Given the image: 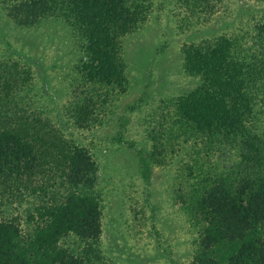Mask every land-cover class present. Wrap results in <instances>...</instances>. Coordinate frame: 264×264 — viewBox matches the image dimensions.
<instances>
[{"label":"trees","instance_id":"trees-1","mask_svg":"<svg viewBox=\"0 0 264 264\" xmlns=\"http://www.w3.org/2000/svg\"><path fill=\"white\" fill-rule=\"evenodd\" d=\"M169 1L177 11L172 23L189 33L211 21L224 22L216 15L221 0ZM254 1L263 6L253 22L254 35L220 33L204 50L182 49V72L194 69L190 75L201 76V85L179 97L177 104L165 102L161 109H168L166 124L156 122L148 135L157 150L160 139H173L170 133L196 138L210 130L245 159L216 175L205 190H191L185 182L175 195L180 208L199 220L201 238L194 243L192 264H264V138L253 126L264 118V0ZM150 8L149 0H0V12L20 28H37L48 19L79 27L92 18L99 30L104 24L107 31ZM98 37L95 48L85 44L87 56L75 66L86 87L73 86L72 77L66 86L62 110L72 128L101 123L94 86L107 84L104 74L109 68L120 75L119 62L104 49L108 46L104 32ZM230 46L236 56L230 54ZM209 64L215 72L212 69L209 76L198 72ZM206 81L208 88L203 87ZM42 83L27 63L0 57V264H89L87 245L98 239L101 225L98 165L87 149L69 140L70 131L57 114L50 119L31 110L38 100L35 95L42 97ZM145 96L153 101L148 93ZM151 104L147 105L152 111ZM155 158L140 159L142 179L148 178V163H158ZM20 220L26 224L23 228ZM69 242H84L87 248L73 253Z\"/></svg>","mask_w":264,"mask_h":264},{"label":"rangeland","instance_id":"rangeland-1","mask_svg":"<svg viewBox=\"0 0 264 264\" xmlns=\"http://www.w3.org/2000/svg\"><path fill=\"white\" fill-rule=\"evenodd\" d=\"M149 1V13L142 15L139 10L107 31L104 24L99 30L98 21L92 18H86L85 25L80 23L79 27L48 19L37 28H20L0 12V57L27 63L33 77L43 81L42 97L35 95L38 100L31 110L50 119L56 116L70 131L69 140L87 149L97 162L101 225L98 239L87 245L89 264H192L194 243L201 238L199 220L180 208L175 195L185 182L191 190H205L216 175L245 160L238 156L236 147L224 145L222 137L210 130H204L210 134L200 132L196 138L173 137L170 133L173 139L153 142L157 150L151 147L148 135L156 122H167L168 109H161L165 102L177 104L179 97H186L201 85V76L190 75L194 69L182 72V49L204 50L220 33L226 37L254 35L253 22L259 19L263 6L254 0H221L216 15L224 22L216 25L211 21L189 33L172 23L177 11L169 0ZM102 32L108 45L104 49L112 61L119 62L120 75L109 68L104 74L107 84L94 86L97 97L93 100L103 106L96 110L101 123L72 128L62 110L67 103L66 86L76 78L73 86L86 87L75 66L87 56L85 44L95 48ZM229 51L237 55L231 46ZM212 69L216 71L209 64L198 72L209 76ZM203 87L208 88V81ZM146 93L153 101H148ZM149 103L154 110L148 109ZM161 114L166 119L161 120ZM253 126L264 138V118L261 116ZM148 155L159 161L148 163V178L142 179L140 159ZM18 217L23 219L22 214ZM19 223L21 228L26 226L23 220ZM69 243L70 248L75 247L73 253L87 248L84 242Z\"/></svg>","mask_w":264,"mask_h":264}]
</instances>
